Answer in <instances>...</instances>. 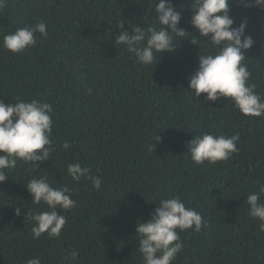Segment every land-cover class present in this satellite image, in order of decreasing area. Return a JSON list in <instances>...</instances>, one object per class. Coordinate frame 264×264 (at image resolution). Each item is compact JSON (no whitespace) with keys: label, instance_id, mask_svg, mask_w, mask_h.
Returning a JSON list of instances; mask_svg holds the SVG:
<instances>
[{"label":"trees","instance_id":"16d2710c","mask_svg":"<svg viewBox=\"0 0 264 264\" xmlns=\"http://www.w3.org/2000/svg\"><path fill=\"white\" fill-rule=\"evenodd\" d=\"M154 3L5 0L0 8V99H39L54 109L49 160L34 169L17 160L0 182V264H27L30 258L67 264L64 257L73 250L78 255L71 264H144L137 224L151 218L160 199L177 195L201 213L203 226L179 232L183 249L172 264H264V231L246 203L264 186V117L243 115L231 98L213 102L202 93L198 99L188 89L200 51L214 48L191 24L194 0H172L182 14L179 27L189 36L176 37L174 50L155 53L153 64L115 44L123 30L161 27ZM230 15L234 27L248 19L246 33L255 44L242 63L264 97V9L230 0ZM41 20L48 35L37 33L34 47L20 53L3 48L4 35ZM206 132L239 133L238 151L215 164L195 163L188 142ZM76 162L102 178L99 190L89 179H71L67 166ZM41 176L75 189L76 206L60 210L68 228L52 239L47 233L34 239V221L26 218L28 211L47 210L32 202L26 187Z\"/></svg>","mask_w":264,"mask_h":264},{"label":"clouds","instance_id":"9594fccd","mask_svg":"<svg viewBox=\"0 0 264 264\" xmlns=\"http://www.w3.org/2000/svg\"><path fill=\"white\" fill-rule=\"evenodd\" d=\"M238 3L248 8L264 9V0H238ZM154 5L161 27L150 24L144 28L138 25L132 27L131 34L123 30L115 39L116 45H125L127 51L134 53L144 65L154 63L155 53L174 50L177 47L173 43L176 37L184 39L189 36V32L179 27L182 14L173 6L172 0H159V3L155 0ZM4 6L5 0H0V8ZM191 6V24L201 36L207 37L214 48L205 54L200 51L199 64L189 78L188 89L198 99L202 93L206 94L205 100L213 102L221 97L231 98L234 107L243 115L264 117V97L256 92L255 84L249 83L251 72L247 64L242 63L245 54L255 44L252 35L246 33L248 19L244 18L239 26H233L230 0H194ZM124 24L119 20L115 23L120 29H124ZM37 33L43 37L48 35L47 25L42 20L4 35L3 48L12 53H20L29 46L34 47L37 44ZM200 41L192 36L193 44L200 45ZM53 111L50 103L39 99L11 103L0 99V182L7 179L5 169L14 168L17 160L30 163L33 169L40 167L39 162L49 160L53 144ZM239 138V133L231 136L214 132L200 133L188 142L191 159L197 164L205 161L215 164L227 160L238 151ZM153 140L160 141L161 137L155 134ZM62 147L69 149V142L65 141ZM67 173L73 181L89 179L95 189L101 188L102 178L92 176L90 167L82 166L79 162L68 164ZM26 187L34 204L43 203L47 206V210L27 213L26 218L34 221L31 228L33 238L39 239L44 233H47V238L59 237L69 225L60 210L68 211L76 206V200L72 198L75 189L68 185L53 186L46 176L33 177ZM262 194L264 186L246 198L249 215L261 221L260 231H264V202L260 200ZM15 211L19 216L21 209L16 208ZM202 226L201 213L186 207L180 196L160 199L151 218L138 222L136 228L144 264H172L183 249L179 232L193 228L199 232ZM77 255V251L73 250L64 260L71 264ZM27 264L42 262L39 258H30Z\"/></svg>","mask_w":264,"mask_h":264}]
</instances>
